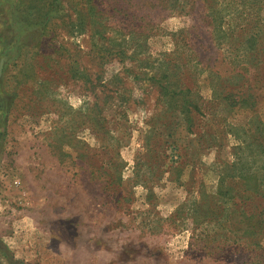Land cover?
I'll list each match as a JSON object with an SVG mask.
<instances>
[{
  "label": "rangeland",
  "instance_id": "obj_1",
  "mask_svg": "<svg viewBox=\"0 0 264 264\" xmlns=\"http://www.w3.org/2000/svg\"><path fill=\"white\" fill-rule=\"evenodd\" d=\"M0 264H264V0H0Z\"/></svg>",
  "mask_w": 264,
  "mask_h": 264
},
{
  "label": "trees",
  "instance_id": "obj_2",
  "mask_svg": "<svg viewBox=\"0 0 264 264\" xmlns=\"http://www.w3.org/2000/svg\"><path fill=\"white\" fill-rule=\"evenodd\" d=\"M182 93H184V98H182V101H180V110L182 111V114L185 115L191 109L190 104H192V107L194 108L196 105H194V102L190 101V99L187 98L188 94H190V90L188 88L183 87ZM223 99L226 100L228 106L237 105L247 107L251 105L250 103H248L247 98H243V95H241V93H238L237 98L234 100L231 99L230 95H228V97L225 96ZM186 119L188 120L189 118L187 117ZM240 180H242V178H240Z\"/></svg>",
  "mask_w": 264,
  "mask_h": 264
}]
</instances>
